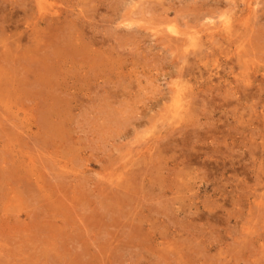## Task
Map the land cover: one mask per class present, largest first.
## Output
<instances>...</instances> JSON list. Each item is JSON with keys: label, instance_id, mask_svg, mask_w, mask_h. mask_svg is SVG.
I'll use <instances>...</instances> for the list:
<instances>
[{"label": "rangeland", "instance_id": "rangeland-1", "mask_svg": "<svg viewBox=\"0 0 264 264\" xmlns=\"http://www.w3.org/2000/svg\"><path fill=\"white\" fill-rule=\"evenodd\" d=\"M0 264H264V0H0Z\"/></svg>", "mask_w": 264, "mask_h": 264}, {"label": "bare ground", "instance_id": "bare-ground-1", "mask_svg": "<svg viewBox=\"0 0 264 264\" xmlns=\"http://www.w3.org/2000/svg\"><path fill=\"white\" fill-rule=\"evenodd\" d=\"M219 2V1H218ZM130 25V24H129Z\"/></svg>", "mask_w": 264, "mask_h": 264}]
</instances>
